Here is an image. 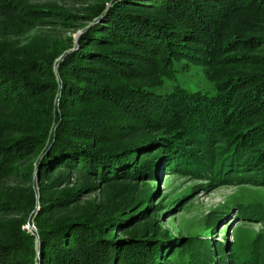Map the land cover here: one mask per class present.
Returning <instances> with one entry per match:
<instances>
[{"label": "rangeland", "instance_id": "374dc122", "mask_svg": "<svg viewBox=\"0 0 264 264\" xmlns=\"http://www.w3.org/2000/svg\"><path fill=\"white\" fill-rule=\"evenodd\" d=\"M23 1L24 6L19 8L5 7L0 2V60L9 65L8 75L17 79L22 77L26 82L39 84L56 83L55 92L41 90L30 101L28 98L20 99L21 102L29 101L31 108H22L19 112L25 122L34 127L41 123V116L48 107L44 105L47 96L53 95L54 105L61 109L62 76L65 74L64 70H59V62L65 54L78 51L82 46L99 51L125 47L127 49L124 50H128L131 47L125 44L107 47L98 44L100 39L95 37L98 29L96 25L104 22L93 12L102 11L108 0ZM259 1L261 8L257 7L258 2L248 0H243L230 10L224 7L222 13H226L224 19L219 21L217 33L220 38H224V42H233H229L223 52L220 47L217 53L210 56V60L197 43L183 42V51L188 47L190 55L182 54L174 63L173 77L176 79L162 78L154 91L166 94L171 91L172 84L178 82L189 92L201 90L202 93L215 96V82L226 89L234 85V92L240 86L251 88L257 84V75L264 71V0ZM109 75L115 87L137 86L136 82L133 83L132 72L119 74L111 71ZM17 79L12 82L20 85ZM69 79L82 84L75 76ZM101 83L107 84V80ZM106 96L99 93L89 95L92 97L90 99L79 98V112H83V115L90 111L98 112L96 105ZM106 107L105 119L109 120L106 124L110 126L120 124V120L131 124L136 121L132 113H129L132 117L127 116L125 108L122 110L111 104ZM222 107L229 109L226 103ZM6 110L3 108L0 112L8 113ZM189 112L184 115L193 118ZM202 117L199 118L203 120L201 124L205 123V119L209 123L202 130L213 126L208 130L213 134L210 139L209 133L201 134L204 136L203 143L200 139L191 138L193 133L189 121H179L176 116L172 122H176V125L169 128L189 160L175 158L174 154L167 155V158L163 156L161 162L162 146L138 150L129 148V158L134 163L122 165L119 169H108L105 173L101 171L103 175L98 173L86 177L87 172H83L86 176L82 175L67 163H59L52 172L51 168H55L57 163L55 166L41 163L43 150L40 148L26 154L17 165L18 169L12 168L0 176L1 189L15 187L23 196L29 195V191H33L34 196L31 212L21 225L28 241L16 262L70 264L64 262L67 256H61L63 253L68 254L64 251L56 253L55 259L43 258L40 253L42 228L84 217L91 221L107 218L114 223V227L117 226L115 235L128 238L131 242H159L158 252L154 254L159 253L160 264H258V245L264 241V157H257L262 144L253 148L246 157L244 153L237 157L239 160H250L255 166L232 165L230 159L225 158L228 153L226 149L231 145L226 135L233 128L222 125L223 122L211 125L212 118ZM7 131L12 135L13 131ZM129 141L125 140V144L128 145ZM122 169L126 172H119ZM44 196L59 197L64 202L55 208H42L40 204ZM0 216L6 217V221L18 217ZM123 226L129 228L121 234ZM76 249L77 245H74L68 251L78 253ZM98 264L102 263L98 261Z\"/></svg>", "mask_w": 264, "mask_h": 264}, {"label": "trees", "instance_id": "16d2710c", "mask_svg": "<svg viewBox=\"0 0 264 264\" xmlns=\"http://www.w3.org/2000/svg\"><path fill=\"white\" fill-rule=\"evenodd\" d=\"M248 1H256L259 3L257 7H262L259 0ZM0 2L5 7L12 8L25 4L23 0ZM241 2L243 0H108L102 11L93 12L104 22L96 25L98 29L95 37L100 39L98 44L104 47L125 44L131 48L129 51L124 50L126 47L120 50L99 51L82 46L78 51L65 54L59 62V70H64L66 75L62 76L64 84L59 103L61 109L54 105L53 95H49L50 98L47 96L44 105L48 107L46 106L47 109L45 108L41 116V123L34 126L36 129L30 126L29 122H25L19 111L23 110L22 108H31L29 101L38 94L37 92H55L56 83L39 84L26 82L22 77L17 79L8 75L9 65L0 60V110L7 108L8 112H0V176L12 168L18 169L17 165L21 163L22 158L38 148L43 150L41 163L51 166L57 163L55 168H51L52 172L59 163H67L82 175L87 172L86 177L134 163L129 158V148L138 150L155 145L158 148L162 146L159 158L161 162L163 156L167 158V155L174 154L175 158L184 157L189 160L186 151L169 131L171 126L176 125V122L172 123L176 116L179 121H189V128L194 137L189 135L193 140L200 139L201 143L204 137L201 134L209 133V128L213 127L202 130L209 124L206 119L205 123L201 124L202 116L212 118L211 125L223 122L222 125L233 128L226 135L231 145L226 149L228 156L226 155L225 159H230L232 165L237 163L242 167L255 166L254 162L244 161L242 158L239 160L237 157L240 153H244L246 157L258 144L262 145L261 149H258L260 153L257 157H264V71L257 75V84L251 88L239 87V84V89L235 92L234 85L233 88L230 86L226 89L215 82V96L202 93L201 90L189 92L178 82L172 84L171 91L166 94L154 91L162 78L176 79L173 77L174 63L182 54L190 55L188 47L183 51V42L197 43L201 52L208 54L209 60L220 47L222 52L225 50L230 41L224 42V38L219 37V21L224 19V7L230 10ZM232 42L231 40L230 43ZM111 71H117L119 74L132 72L133 83L136 82L137 86L115 87L112 85L115 82H110ZM71 76H75L82 84L71 81ZM15 78L20 81V85L12 82ZM104 80H107V84L101 83ZM119 80L120 78L117 79ZM88 93L90 96L104 93L107 98H103L100 104L96 103L98 112L90 111L83 115L77 107L78 99L92 98ZM23 98H28L29 101L21 102L20 99ZM225 103L229 109L233 108L230 112L228 108L222 107ZM110 104L122 110L125 108L127 116L132 113L134 117H129L136 119L134 124L125 123L124 120H120L118 125L106 124V121H109L105 119L106 106ZM188 110L193 118L184 115ZM85 115L87 117H82ZM241 119L244 121H240ZM132 128L134 130L128 131ZM9 129L13 131L12 135H9ZM212 135L209 133L208 138ZM125 140H130L128 145ZM120 171L126 172L124 169ZM32 192L29 191V195L23 196L24 194L15 187L10 190L0 188V214L20 217L6 221V217L0 216V264H18L16 259L21 257L23 247L28 241L21 225L31 212L34 201ZM42 198V208H55L57 204L64 202L59 197ZM91 220L80 217L61 221L53 227L42 226L40 253L43 258L55 259L56 253L64 251L68 254L63 253L61 256H67L64 262L70 264H98V261L102 264H160L159 253L154 254L158 252L159 242L137 244L123 236L117 237L114 233L117 226L114 227V223L107 218L100 221ZM122 228L121 234L127 232L129 227ZM74 245H77L78 253L68 251ZM258 247V264H264V241Z\"/></svg>", "mask_w": 264, "mask_h": 264}]
</instances>
